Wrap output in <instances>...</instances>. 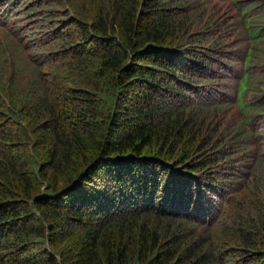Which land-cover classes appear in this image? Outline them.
Returning a JSON list of instances; mask_svg holds the SVG:
<instances>
[{"label":"trees","instance_id":"trees-1","mask_svg":"<svg viewBox=\"0 0 264 264\" xmlns=\"http://www.w3.org/2000/svg\"><path fill=\"white\" fill-rule=\"evenodd\" d=\"M0 264H264V0H0Z\"/></svg>","mask_w":264,"mask_h":264}]
</instances>
